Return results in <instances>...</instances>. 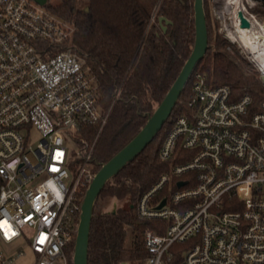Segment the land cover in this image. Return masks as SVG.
Here are the masks:
<instances>
[{"label":"built area","instance_id":"2783aa9c","mask_svg":"<svg viewBox=\"0 0 264 264\" xmlns=\"http://www.w3.org/2000/svg\"><path fill=\"white\" fill-rule=\"evenodd\" d=\"M261 1L231 4L253 28ZM236 8L227 36L264 84V51L239 40ZM73 31L47 4L0 0V264L28 252L33 264H70L78 193L100 167L83 131L110 115L95 73L66 46ZM188 106L159 149L169 170L138 202L141 217L167 222L146 231L145 264H264V99L198 71Z\"/></svg>","mask_w":264,"mask_h":264},{"label":"trees","instance_id":"16d2710c","mask_svg":"<svg viewBox=\"0 0 264 264\" xmlns=\"http://www.w3.org/2000/svg\"><path fill=\"white\" fill-rule=\"evenodd\" d=\"M194 1L89 0L86 7L79 6L78 0L47 3L48 9L73 24L66 46L86 59L97 77L101 104L110 109L102 128L92 125L83 131L84 141L93 145L95 162L109 161L140 132L172 87L194 47ZM211 1L204 0V6L208 26L215 33L209 37L206 55L190 79L196 72H203L211 84H228L236 96L249 93L259 103L264 99V84L237 60L236 51L227 49L233 44L219 31L220 21ZM252 11L264 20V1ZM160 16L171 21L166 29ZM186 89L187 85L182 94ZM176 106L156 137L101 190L93 210L88 264H122L130 260L145 264L150 255L146 231L167 225L165 220L141 217L137 206L143 193L170 168V163L161 159L159 149L178 115ZM86 189L78 193L79 206ZM167 194L162 190L156 197ZM80 213L81 208L72 213L74 237L67 246L70 264Z\"/></svg>","mask_w":264,"mask_h":264},{"label":"water","instance_id":"95a60500","mask_svg":"<svg viewBox=\"0 0 264 264\" xmlns=\"http://www.w3.org/2000/svg\"><path fill=\"white\" fill-rule=\"evenodd\" d=\"M42 5L47 4V0H35ZM264 1V0H263ZM195 11V43L190 57L186 60L172 87L168 90L162 101L155 108L147 119V122L122 149L113 155L109 161L98 163L100 165L84 194L80 219L77 226L75 247L73 252V264H88L90 229L95 202L102 192L105 184L117 174L127 163L137 157L147 145L156 137L171 116L175 106L180 100L181 94L188 84L195 67L206 55L209 48V30L207 15L204 6V0L194 1ZM239 17L242 21V27H251V21L239 11ZM160 22L163 28L171 22L165 16H160ZM165 22V23H163ZM166 202L163 199L159 205L161 207ZM122 264H126L123 262Z\"/></svg>","mask_w":264,"mask_h":264},{"label":"rangeland","instance_id":"374dc122","mask_svg":"<svg viewBox=\"0 0 264 264\" xmlns=\"http://www.w3.org/2000/svg\"><path fill=\"white\" fill-rule=\"evenodd\" d=\"M61 0H49V2L51 3H58ZM227 2V0L223 1L220 0V3L218 4L216 2V0H212L211 4H212V9H213V13L214 15L219 19L220 21V32L223 33V35H225L228 39L229 37L227 36V26H229V21H230V16L233 14V10L236 8L237 5L235 4H231L232 6L229 8H226L224 6V4ZM89 3V0H78V4L81 7H86ZM262 20V19H261ZM264 21V20H263ZM210 26V24H209ZM214 29L213 27L210 26L209 28V37L210 36H214ZM213 48H216V45L214 43ZM228 50H233L234 52L236 51V53L238 54L239 58L237 59L241 64H243L248 70H250L253 73V70L248 62V60L243 56L242 51L240 50L238 44L236 43L235 45H230L228 48ZM253 75H256L253 73ZM191 87H192V79L189 80L188 84H187V89L186 91L181 95L180 97V103L177 104L176 106V111L178 112V115L188 111L189 106V100H190V93H191ZM179 102V101H178ZM177 115V116H178ZM40 137V134L37 131H33V135L32 138L34 140V142H38V138ZM84 188V187H82ZM84 197V195H83ZM82 197V200H83ZM82 204V203H81ZM126 264H139L136 260H130V261H126ZM17 264H33V257L31 256L30 252H28V255L25 257L20 258L17 261Z\"/></svg>","mask_w":264,"mask_h":264},{"label":"bare ground","instance_id":"6f19581e","mask_svg":"<svg viewBox=\"0 0 264 264\" xmlns=\"http://www.w3.org/2000/svg\"><path fill=\"white\" fill-rule=\"evenodd\" d=\"M238 3V0H228L227 3L224 4L226 8L231 7V3ZM239 5L237 4V8L235 13L238 14ZM238 32L240 35V41L246 46H253V49L259 54L264 51V24L254 20L253 28L238 26ZM263 37V38H262ZM262 39V40H261Z\"/></svg>","mask_w":264,"mask_h":264}]
</instances>
